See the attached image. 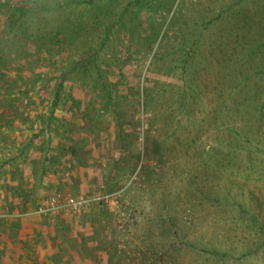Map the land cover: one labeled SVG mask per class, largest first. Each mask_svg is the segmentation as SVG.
<instances>
[{"label":"rangeland","instance_id":"1","mask_svg":"<svg viewBox=\"0 0 264 264\" xmlns=\"http://www.w3.org/2000/svg\"><path fill=\"white\" fill-rule=\"evenodd\" d=\"M42 246L264 264V0H0V264Z\"/></svg>","mask_w":264,"mask_h":264},{"label":"built area","instance_id":"2","mask_svg":"<svg viewBox=\"0 0 264 264\" xmlns=\"http://www.w3.org/2000/svg\"><path fill=\"white\" fill-rule=\"evenodd\" d=\"M86 204L85 201H76L74 199H70L68 202H67V205L66 207L71 209L72 211H78V210H81V208ZM59 205L58 203L55 204V202L53 201L51 203L50 206H46V208H43L41 211L43 213H48V212H52V211H55V210H58L59 209Z\"/></svg>","mask_w":264,"mask_h":264},{"label":"crops","instance_id":"3","mask_svg":"<svg viewBox=\"0 0 264 264\" xmlns=\"http://www.w3.org/2000/svg\"><path fill=\"white\" fill-rule=\"evenodd\" d=\"M31 188H33V186L31 187ZM33 189H35V188H33ZM17 224V223H16ZM4 229H6V228H4ZM12 241H14V239L12 238L11 239ZM10 242V241H9ZM8 244H10V243H8ZM8 244H4V249L3 250H8ZM30 244H33V243H31L30 242ZM38 245H35V246H33L32 248H27L28 250H33V249H36V247H37ZM43 247V246H42ZM61 249V248H60ZM42 250L43 251H45L46 252V255L44 256V258L45 259H43L42 260V262L44 263V261L46 260V263L45 264H52L51 262H53V264H58V263H55V261H53V256H51L54 252L52 251V250H50V249H48L47 247H43L42 248ZM55 252H57V255H58V253L60 252L61 253V255H62V252H61V250H59L58 248H57V250L55 251ZM46 258H48V259H46ZM81 263H85V261H82L81 260ZM39 264H41V263H39ZM71 264H74V262H71Z\"/></svg>","mask_w":264,"mask_h":264}]
</instances>
